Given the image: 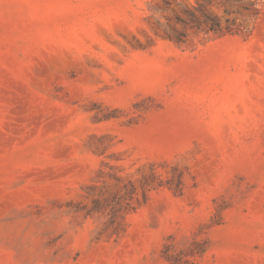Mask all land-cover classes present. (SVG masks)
I'll list each match as a JSON object with an SVG mask.
<instances>
[{"label": "rangeland", "instance_id": "rangeland-1", "mask_svg": "<svg viewBox=\"0 0 264 264\" xmlns=\"http://www.w3.org/2000/svg\"><path fill=\"white\" fill-rule=\"evenodd\" d=\"M0 264H264V0H0Z\"/></svg>", "mask_w": 264, "mask_h": 264}, {"label": "trees", "instance_id": "trees-1", "mask_svg": "<svg viewBox=\"0 0 264 264\" xmlns=\"http://www.w3.org/2000/svg\"><path fill=\"white\" fill-rule=\"evenodd\" d=\"M198 9H199V11H201L202 6L199 5ZM202 16L204 18V27H203L202 31L205 34H209V33L217 34V33L221 32V28L219 26V23L217 21L216 16L212 15L211 13H207V12L202 13ZM182 38H185V35H182L181 33L174 35V39L177 42H184V40ZM94 208H96V203H95ZM112 217H114V215H112ZM111 223H114V221L112 220Z\"/></svg>", "mask_w": 264, "mask_h": 264}]
</instances>
